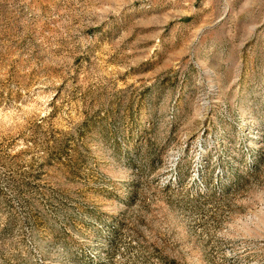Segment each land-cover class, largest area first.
<instances>
[{"label":"rangeland","instance_id":"1","mask_svg":"<svg viewBox=\"0 0 264 264\" xmlns=\"http://www.w3.org/2000/svg\"><path fill=\"white\" fill-rule=\"evenodd\" d=\"M0 264H264V0H0Z\"/></svg>","mask_w":264,"mask_h":264}]
</instances>
